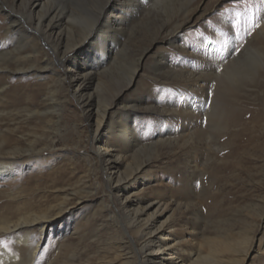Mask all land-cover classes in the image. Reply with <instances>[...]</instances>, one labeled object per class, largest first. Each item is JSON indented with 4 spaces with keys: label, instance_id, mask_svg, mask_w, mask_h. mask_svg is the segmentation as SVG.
I'll return each mask as SVG.
<instances>
[{
    "label": "rangeland",
    "instance_id": "obj_1",
    "mask_svg": "<svg viewBox=\"0 0 264 264\" xmlns=\"http://www.w3.org/2000/svg\"><path fill=\"white\" fill-rule=\"evenodd\" d=\"M8 1L0 0V47L11 50L23 37L30 55L18 66L9 56L0 70V143L23 150L14 177L0 175V216L12 223L29 210L53 215L42 234L38 226L0 234V255L23 253L16 238L28 236L38 245L30 264H141L175 249L179 264H264V62L253 33L260 0H140L132 13L120 0H44L43 9ZM105 2L124 27L118 54L109 48L97 61L85 39ZM48 6L66 14L57 49L36 30ZM164 61L194 80H172ZM85 68L90 78L79 93L87 109L62 81L65 71ZM104 102L105 120L126 113L138 140L106 148V171L96 149L116 142L107 122L95 128ZM106 173L125 177L126 189L112 195ZM121 203L150 219L148 237L167 243L156 254L131 241Z\"/></svg>",
    "mask_w": 264,
    "mask_h": 264
},
{
    "label": "bare ground",
    "instance_id": "obj_2",
    "mask_svg": "<svg viewBox=\"0 0 264 264\" xmlns=\"http://www.w3.org/2000/svg\"><path fill=\"white\" fill-rule=\"evenodd\" d=\"M8 1V0H5ZM121 1V8L123 11H127L129 13H132L134 10L142 9L140 6V0H120ZM146 1V0H145ZM150 1V0H149ZM9 5L13 3V0H9ZM29 4H33L35 7H39L43 9L46 6V3L44 0H28ZM141 7V8H140ZM260 10L259 15L257 18L258 24H256L255 29L253 31L254 36L257 37L258 41L260 42V49L262 51L263 56V62H264V0H260L259 5L257 6ZM225 9H223L224 11ZM108 11V13H106ZM193 11H196V13L200 12L198 10V7L193 8L191 11L189 10L188 16L185 18L186 22H191V17H193L194 13ZM116 15H119V12ZM114 13L111 14V10H109L108 2H105L102 8V12L97 16L94 26H95V32L91 33L88 38L85 39V42H89V46L93 47L94 54L92 57L93 60L99 61L104 59L106 52L110 49L115 55L118 54L117 48V40H119L122 37L123 34V25L124 22L122 20L116 19L115 16H113ZM195 15V13H194ZM201 15V13H200ZM199 15V16H200ZM10 18L11 14L9 15ZM122 17V16H121ZM66 18V14L64 12H60L55 6H48L44 10V13L37 14L35 25L36 30L39 32L38 34L42 35L48 42L53 43V47L57 49L62 43L60 41L59 36L57 37L56 29L60 26V21L64 22ZM47 20V22H45ZM256 20V21H257ZM182 27L181 24L176 25L169 33L167 41L173 44L177 37H178V31ZM56 36H55V35ZM53 35L55 37H53ZM98 38L97 41H91L93 38ZM107 39H112L114 41V44L109 45L107 43ZM110 41V40H109ZM110 41V42H112ZM113 43V42H112ZM23 44V37H19L14 41L13 49L11 50H4L0 47V70L5 69L6 66H3L7 63V58L11 56V59L14 61L15 66H18L23 60L29 58V53L25 52ZM110 48V49H109ZM184 47L180 46V50H184ZM73 47H67L65 50L72 51ZM92 50V49H91ZM92 50V51H93ZM109 52V51H108ZM200 54V53H199ZM260 54V53H259ZM262 58V57H261ZM160 59H166L165 55H161ZM24 62V61H23ZM163 67H172L169 64H166V62H162ZM87 68H85L86 71ZM160 69V68H159ZM167 71L172 72L171 77L172 80L177 81H186V80H194V77L191 73V71L187 68H178L177 70L174 68H166ZM174 70V71H173ZM83 72L82 74H74L69 73V71H65V73L68 75L69 78L63 77L62 81L67 80L70 83H73L75 85L73 95L78 98L79 103L84 106V109H87L89 107V101L87 98H84L79 92L80 90L87 85V80L90 78L88 77L89 73L88 71ZM162 72V71H161ZM65 76V75H64ZM196 80V79H195ZM4 88L3 85L0 86V91H2ZM53 94H50L49 97ZM51 97V99H53ZM136 103H133L131 105L125 106V108L134 109ZM109 106L106 102L100 105L98 109L95 110V128L101 127L103 124H109V128L113 130V138L115 139L114 144H106L105 150H98L96 153L99 156V161L103 165V170L106 171L109 169V162L110 158H106L105 154L107 153L106 148L113 146L115 148H118L121 143L124 144L123 148H129L137 145L138 140L135 138V133L133 132V128L128 125V119L126 116V113L123 112V114L116 115L111 121H106V108ZM29 112V111H28ZM32 113V112H31ZM35 114H39V111H33ZM126 116V117H124ZM106 126V125H105ZM102 137L96 136L95 141L98 142L101 140ZM6 142V143H5ZM0 143V175L3 177H11L14 175L16 167V162H19V160L23 157V150L17 145V143H10L9 141H5ZM31 148L29 149V151ZM33 151V150H31ZM36 152H39L40 150H34ZM33 153V152H32ZM31 154V153H27ZM107 155V154H106ZM30 156V155H29ZM145 164L138 165L136 169H141ZM135 169V170H136ZM134 170V171H135ZM133 171H129L125 177H128ZM14 177V176H13ZM124 177V178H125ZM106 178L108 181V189L112 193V195L118 193L119 191H122L123 188L126 189V186L122 187L120 185V182L124 178H117L113 180L111 173H106ZM77 193V192H76ZM1 194V193H0ZM14 195L12 194L11 197ZM69 197L66 195L64 200H68ZM121 209H123V214L126 215L128 218L126 229L134 234V236H130L131 241L135 243L134 245L139 249H151V254H156L159 250L164 247L167 243L164 241L162 237L154 236V237H148L149 231V225L151 224L150 219H147L145 221L138 220V216L142 214L141 212H134V213H126L125 208L128 206L126 203L120 204ZM63 202L60 204L59 212L63 211ZM139 213V214H138ZM53 213L50 212L49 209H40V210H29L25 213L20 214L19 218L10 223L9 220L3 215L0 216V234H8L13 232L16 229L19 228H32L34 226L39 227V234H42L45 227L47 226L48 220L51 218ZM8 216V215H7ZM17 244L16 246L17 251H21L23 253H16L12 252L6 248H2L0 255V264H30L34 257L36 256L38 245L36 242L31 245L29 243L28 236H23L16 238ZM25 246L26 248L24 250H21V246ZM176 250V249H175ZM173 251L171 253H174L171 255V258H165L157 260L155 257H140V263L141 264H179L176 262L174 258L177 257L176 251ZM23 254V255H22ZM237 264H240L238 262Z\"/></svg>",
    "mask_w": 264,
    "mask_h": 264
}]
</instances>
